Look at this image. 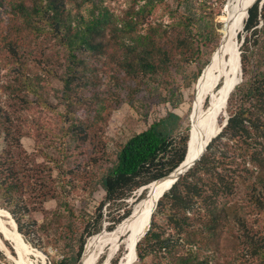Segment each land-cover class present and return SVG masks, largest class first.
Segmentation results:
<instances>
[{
    "label": "trees",
    "instance_id": "16d2710c",
    "mask_svg": "<svg viewBox=\"0 0 264 264\" xmlns=\"http://www.w3.org/2000/svg\"><path fill=\"white\" fill-rule=\"evenodd\" d=\"M159 1L130 0L118 16L104 0H0V72L8 65L25 64L34 36H48L64 55L58 74L61 142L57 156L45 155L42 161L21 145L26 130L19 105L31 101L29 96L40 103L48 72H29L32 76L25 75L18 88H10V80L0 76V137L6 142L0 152V206L12 214L23 235H35L38 230L24 217L42 210L49 199L68 207L69 193L77 188L83 172L87 167L92 170L105 155L104 150L100 157L91 155L94 140L101 144L95 131L101 107L86 101L95 95L83 93L93 83L91 56L107 53L110 47L123 48L120 66L125 76L135 79L138 73L166 69L175 49H193L185 36L178 32L169 40L161 24L148 19ZM261 1L253 0L248 8L244 30L249 37L240 53L242 80L229 90L220 110L226 108L227 122L195 164L159 197L149 229L136 245L139 264H264V52L258 47L261 35L257 33L264 17ZM248 43L257 46L258 53L249 51ZM82 104L89 106V116L84 118L75 112ZM178 118L170 111L126 139L114 161L92 180L105 192L106 201L100 207L127 198L183 161L189 137L181 144H174L170 137V125ZM80 152L86 153L87 166L77 176L78 170L73 175L74 170L64 165ZM130 211L126 209L120 218ZM82 251L80 243L76 256L51 259L50 264H79Z\"/></svg>",
    "mask_w": 264,
    "mask_h": 264
},
{
    "label": "rangeland",
    "instance_id": "374dc122",
    "mask_svg": "<svg viewBox=\"0 0 264 264\" xmlns=\"http://www.w3.org/2000/svg\"><path fill=\"white\" fill-rule=\"evenodd\" d=\"M227 1L160 0L153 7L148 19L161 24V28L168 34L165 38L174 37L179 32L194 44L193 49L185 47L182 52L174 47L175 52L168 67L157 73L147 75L138 73L135 79L125 76L119 63L123 48L117 46L110 47L107 53L91 56L89 61L93 83L84 89L83 93L86 96L95 95L92 100L88 98L86 101L98 103L101 107V116L98 117L95 128L99 137L95 136L101 144L97 145V141L94 140L92 146L95 148L91 155L96 153L100 157L103 150L105 155L92 166V170L87 167L82 176L80 170L87 166L86 161L83 160L85 152L78 153L69 165H64L65 168L74 170L73 175L76 174L75 170H78L77 176H81L80 182L76 183L77 188L69 193L68 207L64 204L59 206L57 199H49L44 202L42 210L32 211L24 217L26 223L36 224L38 228L35 235L27 236L20 233L28 248V261L20 262L14 243L5 234L0 233L2 254L0 264H50L49 260L64 255L73 258L80 243L83 244L84 250L85 243L91 235L115 227L123 219L120 216L125 210L129 208L132 211L146 196L148 190L144 185L143 189L141 188L143 186L135 189L127 198L111 204L105 202L100 207L101 202L105 200V192L99 185H93L92 180L104 167L114 161L116 151L129 136L145 129L170 111H174L179 116L178 120L170 125L173 127L170 137L174 139V144H181L186 135L190 138L194 85L214 49L220 43V16ZM104 2L111 12L121 16L130 0H104ZM258 29L257 33L261 35L258 47L263 53L264 17L259 21ZM246 36L249 37V32L243 28L235 38V43L241 52L246 47ZM165 38L163 40H166ZM57 45L48 36H34L29 48L31 56L25 57V64L14 68L8 65L7 69L3 68L0 72L2 79L10 80V88H18L17 86L22 83L25 75H29V72L34 74L41 72L43 74L46 70L48 72L44 80L45 85L40 89L42 94L40 103L29 96L31 101L19 105L21 107L19 118L26 130L21 137V145L28 153L35 156L37 161H42L45 155L57 156L58 145L61 142L57 135L61 127L58 113L63 110L60 97L62 83L58 74L63 62L61 58L64 55ZM196 46L199 48L198 53L195 52ZM248 46H250L249 51L258 53L257 46L254 47L249 43ZM238 76L232 80L235 81ZM10 88L7 89L8 92ZM88 108V105L82 104L75 108V112L80 118H84L85 115L89 116ZM226 115L224 108L218 116L219 125ZM5 143L1 136L0 152L5 147ZM57 171L58 169H54L55 174ZM99 212H102L100 219ZM2 224L4 228H9L8 225ZM1 239L8 251L3 249ZM123 254L124 248L121 247L109 261L110 264L117 263ZM82 255L83 251L79 264H82ZM97 258L93 264H104L106 253L100 254ZM221 260L222 258L219 259ZM146 261L152 262V259L147 257ZM133 262V264L140 263L137 259Z\"/></svg>",
    "mask_w": 264,
    "mask_h": 264
},
{
    "label": "bare ground",
    "instance_id": "6f19581e",
    "mask_svg": "<svg viewBox=\"0 0 264 264\" xmlns=\"http://www.w3.org/2000/svg\"><path fill=\"white\" fill-rule=\"evenodd\" d=\"M252 1L228 0L220 16V43L194 85L192 129L185 155L188 161L206 147L210 139L218 132L220 126L218 113L222 102L229 90L239 81L240 51L235 38L245 26L248 8ZM236 76H238L237 79L233 81L232 78ZM230 77L231 80H229ZM172 178L173 176L169 175L148 183L146 196L125 218L112 229L91 235L85 243L82 264H93L102 253H106L104 264H110L109 261L121 247L124 248V254L115 264H131L135 259L137 242L147 230L158 197L172 183ZM2 223L9 228H4ZM0 232L14 243L20 262L28 261V248L25 241L11 216L4 210H0Z\"/></svg>",
    "mask_w": 264,
    "mask_h": 264
},
{
    "label": "water",
    "instance_id": "95a60500",
    "mask_svg": "<svg viewBox=\"0 0 264 264\" xmlns=\"http://www.w3.org/2000/svg\"><path fill=\"white\" fill-rule=\"evenodd\" d=\"M262 3H263V0L261 1V3H260V6L262 5ZM241 52V51H240ZM240 64H241V57H240ZM242 80V70H241V68H240V78H239V81L237 82V84L240 82ZM236 84V85H237ZM235 87V86H234ZM234 87H233V89H234ZM229 97V96H228ZM226 104H227V101H226V103H225V107H226ZM227 118H228V116L226 115L225 116V118H224V120H223V122L220 124V126H219V130H218V132L213 136V137H215L220 131H221V129H222V127L226 124V122H227ZM212 137V138H213ZM211 140V139H210ZM205 148L206 147H204L193 159H191V160H186V156H184V159H183V161L174 169V170H172L169 174H167V175H165V176H173V178L171 179V180H173L172 181V183L167 187V189L166 190H168L171 186H172V184L179 178V176L181 175V174H183V173H185L192 165H194L195 164V162L201 157V155H202V153L204 152V150H205ZM165 176H163V177H165ZM160 178H162V177H160ZM160 178H158V179H160ZM158 179H156V180H158ZM145 186H143V187H141L142 189L144 188ZM166 190H164V191H162L161 193H160V195H159V197L160 196H162L163 195V193L166 191ZM159 197H158V199H159ZM157 205V204H156ZM156 205H155V207H154V210H155V208H156ZM0 210H4V211H6L8 214H9V216H11V214H10V212L9 211H7V210H5V209H2V208H0ZM11 218H12V216H11ZM12 220L15 222V220L12 218ZM150 222H151V216H150V220H149V225H150ZM15 224H16V222H15ZM149 225H148V227H147V230L149 229ZM16 227H17V224H16ZM18 230V229H17ZM146 230V231H147ZM146 231H145V233H146ZM144 233V234H145ZM19 234H20V232H19ZM143 234V235H144ZM136 257H137V253L135 254V259H136ZM132 264V263H131Z\"/></svg>",
    "mask_w": 264,
    "mask_h": 264
}]
</instances>
